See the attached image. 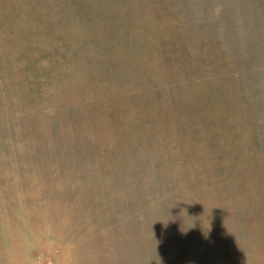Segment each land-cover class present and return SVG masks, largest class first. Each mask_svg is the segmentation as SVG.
Returning a JSON list of instances; mask_svg holds the SVG:
<instances>
[{"label": "rangeland", "instance_id": "obj_1", "mask_svg": "<svg viewBox=\"0 0 264 264\" xmlns=\"http://www.w3.org/2000/svg\"><path fill=\"white\" fill-rule=\"evenodd\" d=\"M0 264H264V0H0Z\"/></svg>", "mask_w": 264, "mask_h": 264}]
</instances>
